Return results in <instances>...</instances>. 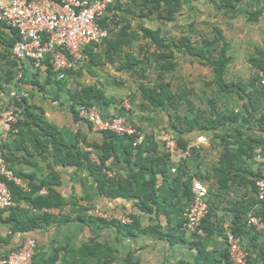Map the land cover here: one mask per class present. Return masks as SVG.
Wrapping results in <instances>:
<instances>
[{"label":"crops","instance_id":"0c3cea01","mask_svg":"<svg viewBox=\"0 0 264 264\" xmlns=\"http://www.w3.org/2000/svg\"><path fill=\"white\" fill-rule=\"evenodd\" d=\"M209 1L216 4L218 10L223 9L222 1ZM233 1L234 4L249 2L240 15L253 23L244 28L240 27L241 20H237L238 24L232 23L231 31L217 29L227 44L229 57L223 77L229 84L243 82L249 91L253 77L258 78L263 71L254 68L250 59L257 49L264 51V0ZM144 2L127 0L112 4L104 18L115 30L117 26L118 29L127 26L128 33L110 35V39L87 45L80 61L60 70L64 73L62 78L50 67L48 58L35 66L27 58L13 56L10 44L15 30L0 23V107L13 100V91L22 93L18 98L22 109L20 119L2 136L0 155L19 175L22 188H28L23 191L20 187L24 194H32L34 200L45 197L48 202H56L39 207L33 215L27 207L31 202L19 197L13 207L0 210V256L19 248L25 238L31 237L36 242L31 264H58L60 261L51 260L57 252L62 257L66 249H78L86 243L95 251L92 256L90 252V264H226L223 225L234 227V211L244 207L242 203L249 204L247 214L257 215L264 206L252 189L254 177L231 172L222 187L213 171L225 152L224 138L234 141L233 138L239 136L237 131L242 130L244 137L264 140V131L260 130L263 124L259 122L264 116V104L250 111L246 97L225 92L219 84L213 83L214 68L200 59L217 57L216 47L203 43V39L213 37L201 32L206 26L204 22L213 19L197 8L199 0H181L171 21L157 11L143 8ZM252 12L257 13L255 19H250ZM142 28H159L160 36L167 42L185 37L202 49V55L200 58L180 56L174 70L159 77L155 67L157 60L151 53L160 51L141 34ZM161 51L167 53L168 48ZM174 52L180 55L179 50L174 49ZM128 53L138 60L132 70L125 68ZM246 66L253 71L247 81L241 76ZM161 83L166 84L173 95L185 93L188 102L180 100L177 109H173L167 101L163 106H155L142 96V84L158 89ZM90 88L104 95L103 100L95 103L103 116L123 115L139 126L145 138H152L156 148L147 147L137 157L125 138L113 135V149L104 147L111 140L110 135L95 131L71 109L73 96ZM85 94L90 98V93ZM235 115L234 122L224 121L216 130L198 128L208 125L210 120ZM173 123L181 133L172 128ZM165 130L171 131L177 139L179 136L183 143L194 141L199 135H203L205 141L186 161L185 174L179 183L173 181L176 174L170 172L169 162L165 173L156 172L154 189L158 202L143 204L139 186L141 182L146 183L145 179L135 182L133 175L139 168L138 159L143 158L147 165L154 166V160L165 154L162 143L156 139ZM252 143V155L244 158L243 167L254 173L262 163L264 143ZM236 147L235 142L228 145L232 151ZM101 157L106 161L99 170ZM108 172H112V177ZM100 175L113 180L109 188L105 185L107 190L103 193L98 188ZM194 175L209 187V232L202 236L182 227V214L188 201L185 183ZM117 185L120 193L110 195L109 189ZM129 188L135 189L134 193L120 195L130 192ZM44 207L48 212L44 213ZM95 209L101 215L96 216ZM120 217H129L130 222L123 225ZM37 218L38 225L29 231L13 229L16 221L29 222ZM240 237L249 260L258 264L264 254V237L248 228L242 229Z\"/></svg>","mask_w":264,"mask_h":264},{"label":"built area","instance_id":"2783aa9c","mask_svg":"<svg viewBox=\"0 0 264 264\" xmlns=\"http://www.w3.org/2000/svg\"><path fill=\"white\" fill-rule=\"evenodd\" d=\"M127 0H0V23L16 31L17 37L10 46V52L19 59H29L35 66H39L46 58L51 62V68L58 72L60 78L64 73L60 70L72 67L82 59L84 48L91 43H100L110 36L109 28L102 27V20L108 8L115 2ZM258 83L264 87V71L258 74ZM13 100L0 107V140L21 116V107L17 104L22 93L13 91ZM76 115L88 122L95 131L108 132L122 137L138 147L145 141V135L139 126L129 122L123 115L103 116L95 105L77 104ZM164 147L169 169L178 174L191 155L199 150L205 141L203 135L182 147L177 137L169 130L161 131L156 138ZM259 177L255 180L256 196L264 199V156L259 167ZM112 177V172H108ZM13 182L23 187L19 175L13 171L7 161L0 155V210L13 207L15 200L8 186ZM209 187L197 176L191 177L192 197L187 201L183 211L182 227L199 236L204 235L203 219L209 211ZM23 189V188H22ZM28 188L23 189V191ZM28 205V204H27ZM33 215L38 208L28 205ZM44 213L49 209L43 208ZM96 216L101 212L95 209ZM121 224L130 222L129 217H120ZM247 225L264 237V219L254 213L247 214ZM223 238L232 264H248V254L242 245L241 237L223 225ZM36 250V242L27 237L21 246L0 256V264H31Z\"/></svg>","mask_w":264,"mask_h":264},{"label":"trees","instance_id":"16d2710c","mask_svg":"<svg viewBox=\"0 0 264 264\" xmlns=\"http://www.w3.org/2000/svg\"><path fill=\"white\" fill-rule=\"evenodd\" d=\"M181 0H145V2L142 4L143 8L148 9L150 8V11H157L159 14H161V17L166 18L167 20H173V17L175 15V12L178 10L179 4H180ZM234 1L233 0H226L223 1V5L225 8H227L228 6H233ZM249 14V13H248ZM257 17V13L252 12L250 13V19H255ZM100 26L102 27H106L109 28V32L110 35H116V36H121L124 34H127L128 32L127 30V26H122L118 29V26L116 27V30L113 29L112 27H110L108 25L107 22V18H104L102 20L99 21ZM160 29H150V28H142L140 30L141 34L143 36H146L150 39L151 43L155 46V48L157 50H159L160 52H152L151 56L155 57V59L157 60V63L155 64V67L158 69L159 73L158 76L162 77V74L171 72L174 70L175 66L177 65L178 59L180 58V56H188V57H195V58H200L202 55V49L198 46H196L195 44H193L192 42H188V39L185 37H181L178 41H164V39L160 36L161 31H159ZM216 34L213 36V38L211 40L208 39H203L205 40L203 43H209V45H211L212 47H216L214 49H216V53H217V57L215 59H211L210 57L207 58H200L203 59L204 63L211 65L214 68V81L213 83L215 84H219L224 90L225 92H235L240 98L246 97L248 99L249 102V109H251L250 111H255L259 108H261L264 104V87L261 86L258 83V78L256 77V75L253 77V79L251 80V83L249 84V87L251 88L249 91L247 89V85H245L243 82H236V83H227L223 77V73L225 70V66L229 60L228 54H227V44L226 42H224L222 40V36L220 34V32H218L216 29H214ZM132 35H134V31H131ZM15 38L13 43L16 40L17 37V33L15 32ZM107 39H110V37H108ZM105 39V40H107ZM12 44H10L11 46ZM116 45H119L118 42H116ZM168 48V52L167 53H163L161 50ZM179 50L180 51V55L176 56L174 49ZM138 60L136 58H132L131 55L126 54V61H125V68L127 69H134V65L136 64ZM202 61V60H201ZM250 63L252 64V66L254 68H257L259 70L264 71V51L263 49H257L256 50V55L254 57H252L250 59ZM51 62H50V67H51ZM256 83H258V85H256ZM140 90L142 92V96L146 99H148L153 105L155 106H163L165 104V102L167 101V103L173 108V109H177L178 107V101L180 100H184L188 102V99L186 98L185 93H180L177 95H173L171 91H169V89L167 88L166 84H159L158 89L152 86H145V85H141L140 86ZM85 93H90V98L88 96H86ZM74 105L72 106V110L75 108V106L77 104H90L93 105L95 104L97 101H101L104 99V95L100 92V91H96L94 89H83L80 92L76 93L74 96ZM18 105L19 101L17 102ZM96 105V104H95ZM75 112V110H73ZM235 118H237V116H233V117H228V116H224V119H214V120H210L208 121V125H202V126H198L199 130L201 128V130L205 129V130H209V129H214L216 130L224 121H235ZM259 122H261L264 125V116H261ZM263 125L260 127V130L264 131V127ZM172 128H174L177 132L181 133V130H178V127L173 123L172 124ZM174 131V130H173ZM105 132V131H104ZM175 132V131H174ZM239 136L238 137H234L233 140L234 141H230L224 138V150L225 152L223 153V155L221 156L218 165H216V167H214V175L216 177H218V182L220 186H225L227 184V181L230 177V173L231 172H240V173H247L249 174V176L254 177V182L252 183L254 192L256 193V185H255V180L256 178L259 177L260 173L257 172H251V171H245L244 169V164H245V159L244 158H248L251 157L252 152H253V143L252 142H259V143H264V140H258L256 138L253 137H244L243 136V131L242 130H238L237 131ZM106 135H110V141H108V143L104 144L105 146H109V149H113V141H112V137L114 136L111 133L105 132ZM176 133V132H175ZM177 134V133H176ZM113 135V136H112ZM235 142L236 144V150L232 151L228 148V145H230V143ZM178 143L184 147L185 145H187L188 143H183L182 139L179 138L178 136ZM155 143L153 141L152 138H145V141L139 145L138 147H133L131 145V143H128V147L130 148L131 152H134L135 156L139 157L140 154L142 152H144V150H146L147 147H151L154 146L155 147ZM101 164L99 166H97V169H101L102 166H105V157H101ZM152 163V162H151ZM150 163V164H151ZM138 171H136V173H134L133 175V179L135 180V182H138V180H144L145 179V184H142L139 186V188L143 191L141 193L140 190V194H142V198L141 201L143 202V204H146L150 201H154L155 202L157 200V195H156V190L154 189V184L156 182V172H163L165 173V171L168 170V158L166 154H163L162 157L157 158L154 160V166H149L147 165L146 161L143 160V158L138 159ZM149 168V169H148ZM184 169L181 167L179 169L178 174H176L175 179H173L174 182H180L182 180L183 174H185V172L183 171ZM100 172V171H99ZM149 174V176H148ZM100 179H98V185L100 188V191L103 193L104 191H106V186H108L107 188H109V184L113 183V180L111 179H107L106 176L104 177L103 175L99 176ZM149 177V180H146V178ZM174 178V177H173ZM187 180V179H186ZM191 183V178H188V182L185 183L187 185V188H185V192L187 194V199L189 201V199L192 197V193L191 190H189V185ZM106 185V186H105ZM8 186L10 187L12 193H13V197L14 200H17L19 197L21 199H26L29 202H31V205L39 208L42 206H47L48 205H55L56 202H48L46 201L45 197H38L36 200L32 199V194H24L21 190V188L14 184L13 182H9ZM119 188V185L113 187V189H109V194L110 195H117L120 193V190L117 189ZM146 190H145V189ZM130 189V192H124L121 193L120 195L122 196H127V194L130 193H134L135 189ZM124 191V190H123ZM108 193V192H107ZM160 199V198H159ZM31 200V201H30ZM256 202V200H255ZM262 204L264 203V199H261ZM241 209H237L236 211H234V227L231 226L230 229L232 230L233 233H235L236 235L240 236V232L242 231V229H251L254 231V229L250 226L247 225V212L249 209V204L248 205H244L243 203L240 204ZM210 210V209H209ZM209 212L207 213L206 217L203 219L202 222V229L205 232H209V227H208V220L207 217L209 216ZM257 215L261 216L264 219V206L257 211ZM38 221L39 218H37L34 221H27V222H20V221H16L13 226V229H15L18 232H25V231H29L31 230V228L33 226H37L38 225ZM246 250V249H245ZM65 254L64 256H60V252H57L54 257L51 258L52 261H60L58 264H90V252H91V256L94 254V250L91 249L90 250V244L86 243L84 245H82L81 247H79L78 249H66L65 250ZM226 264H232L230 258H229V254L228 251L226 250ZM248 264H255L252 261L249 260L248 258ZM258 264H264V254L261 256V259L259 261Z\"/></svg>","mask_w":264,"mask_h":264},{"label":"rangeland","instance_id":"374dc122","mask_svg":"<svg viewBox=\"0 0 264 264\" xmlns=\"http://www.w3.org/2000/svg\"><path fill=\"white\" fill-rule=\"evenodd\" d=\"M190 1L192 2L194 0H190ZM200 1L201 0H199V3H198L199 6H197V8L200 9L203 13H205L206 17L213 19V20H206L204 22V25L206 26H204L203 29L201 30V32H204V35L209 34L208 35L209 37H213L216 34L214 29L216 30L219 29L220 31L222 30L224 31V29H226V31L227 30L231 31L232 23L238 24L237 20H241L240 27H244V28L251 27L250 25H252L253 23V22H249L244 16L240 15L243 13V11H245V7L247 6V4H249V2L241 1V2L233 4V6H228L227 8H224V6H222L223 9L218 10L216 7V4L213 5V3L210 2L209 0H203L202 3H200ZM220 1H222V5H223V1H226V0H220ZM214 7H216V9H214ZM196 11H199V10H196ZM216 19L219 20V24L216 23ZM233 20H235V22ZM199 30L200 29H198V31ZM198 31L197 33H199ZM252 73H253L252 69H249L247 66L243 67L242 73H241L242 74L241 76L243 77L242 79H245L247 81L250 77H252ZM180 85H182L181 80H180Z\"/></svg>","mask_w":264,"mask_h":264},{"label":"clouds","instance_id":"9594fccd","mask_svg":"<svg viewBox=\"0 0 264 264\" xmlns=\"http://www.w3.org/2000/svg\"><path fill=\"white\" fill-rule=\"evenodd\" d=\"M2 24V23H1ZM4 25V24H3ZM9 27V26H8ZM11 28V27H10ZM16 32V31H15ZM23 242V241H22Z\"/></svg>","mask_w":264,"mask_h":264}]
</instances>
